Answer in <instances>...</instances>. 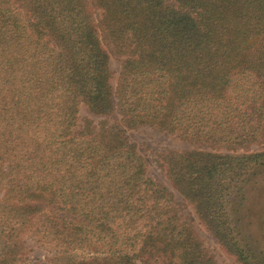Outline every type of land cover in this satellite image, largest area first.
Listing matches in <instances>:
<instances>
[{
    "label": "trees",
    "instance_id": "obj_1",
    "mask_svg": "<svg viewBox=\"0 0 264 264\" xmlns=\"http://www.w3.org/2000/svg\"><path fill=\"white\" fill-rule=\"evenodd\" d=\"M145 126L194 146L163 154L166 176L262 264L231 205L264 164V0H0V264L34 246L50 264H217L130 141Z\"/></svg>",
    "mask_w": 264,
    "mask_h": 264
},
{
    "label": "rangeland",
    "instance_id": "obj_2",
    "mask_svg": "<svg viewBox=\"0 0 264 264\" xmlns=\"http://www.w3.org/2000/svg\"><path fill=\"white\" fill-rule=\"evenodd\" d=\"M172 3V0H167ZM124 59L110 57L112 85L117 87L119 74ZM82 117L90 116L99 123L102 118L91 114L85 107L81 110ZM120 117L115 113L108 120L115 122ZM104 120V119H103ZM131 142L148 163L150 176L164 184L174 194L175 200L181 205L183 216L189 218L205 248L215 257L217 264H241L236 257L228 253L207 230L197 216L194 207L178 192L166 176L163 165V154L167 151L186 152L194 149L190 143L183 141L177 134L160 131L157 128L145 126L129 130L127 133ZM0 192V196H2ZM232 215L240 233L243 247L264 264V164L251 172L232 198ZM47 251L34 246L28 264H50L46 259Z\"/></svg>",
    "mask_w": 264,
    "mask_h": 264
}]
</instances>
